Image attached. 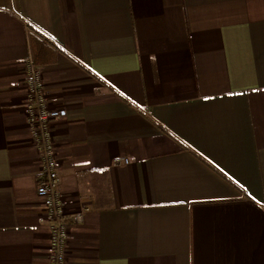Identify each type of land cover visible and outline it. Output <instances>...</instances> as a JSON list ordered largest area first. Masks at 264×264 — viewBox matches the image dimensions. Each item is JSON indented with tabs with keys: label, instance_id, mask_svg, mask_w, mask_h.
<instances>
[{
	"label": "crops",
	"instance_id": "crops-1",
	"mask_svg": "<svg viewBox=\"0 0 264 264\" xmlns=\"http://www.w3.org/2000/svg\"><path fill=\"white\" fill-rule=\"evenodd\" d=\"M29 58L65 264H264V0H0V264H49Z\"/></svg>",
	"mask_w": 264,
	"mask_h": 264
},
{
	"label": "built area",
	"instance_id": "built-area-1",
	"mask_svg": "<svg viewBox=\"0 0 264 264\" xmlns=\"http://www.w3.org/2000/svg\"><path fill=\"white\" fill-rule=\"evenodd\" d=\"M25 65V85L27 102L25 114L31 128L32 140L38 150L43 176L37 187V197L45 209L46 221L51 225L49 264H65L69 241V214L62 191L59 190L61 175L56 153L55 125L67 118L66 107L55 106L47 93L44 76L31 58ZM117 163L124 162L118 157ZM128 161V160H125ZM88 208L73 217L77 222L84 221Z\"/></svg>",
	"mask_w": 264,
	"mask_h": 264
}]
</instances>
